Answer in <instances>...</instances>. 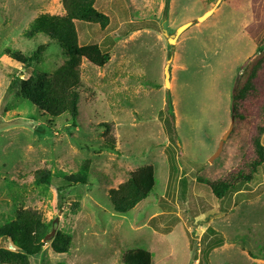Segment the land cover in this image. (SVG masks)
I'll list each match as a JSON object with an SVG mask.
<instances>
[{
	"label": "rangeland",
	"instance_id": "374dc122",
	"mask_svg": "<svg viewBox=\"0 0 264 264\" xmlns=\"http://www.w3.org/2000/svg\"><path fill=\"white\" fill-rule=\"evenodd\" d=\"M95 8L110 23L101 31L75 22L78 43L99 45L109 61L103 68L81 62L78 115L53 119L8 93L12 74L28 78L32 70L2 53L46 44L22 33L40 14L64 15L60 0H0V226L22 207L71 236L67 253L54 254L49 239L31 264H122L121 255L137 248L151 254V264H264V163L222 201L207 190L253 159L264 59L241 119L233 118L210 162L231 126L238 76L256 63L264 0H95ZM62 63L51 45L36 69L52 72ZM107 136L113 151L100 149ZM147 165L155 170L151 194L130 212L114 213L108 191ZM85 166V184L64 180ZM43 170L51 174L47 190L34 185Z\"/></svg>",
	"mask_w": 264,
	"mask_h": 264
},
{
	"label": "trees",
	"instance_id": "16d2710c",
	"mask_svg": "<svg viewBox=\"0 0 264 264\" xmlns=\"http://www.w3.org/2000/svg\"><path fill=\"white\" fill-rule=\"evenodd\" d=\"M64 15L40 14L34 18L22 38L34 40L42 37L46 44H40L30 53H22L18 50L5 49L2 55H6L12 61L20 64L24 71L32 70L28 78H22V74H12L9 84V94H16L21 101L32 104L40 113L56 119L68 115L75 119L78 115L80 88V64L84 60L97 68H103L109 61L107 51L97 44L78 43L75 22H85L98 25L100 30H105L110 19L95 8V0H60ZM258 34V33H257ZM256 34V35H257ZM55 45L59 48L63 63L52 72L36 67L43 63V57L47 49ZM256 63L249 64L245 71H241L233 87L231 95V112L234 121L241 119L238 112L242 102L254 91L253 80L257 66L264 59V36L255 49ZM258 116L260 124L255 126V134L249 138L253 151V159L244 169L225 179L214 180L207 183V190L216 200L222 201L230 193L239 191L243 183H251L264 163V146L261 138L264 135V102L259 108ZM236 119V120H235ZM105 132L108 135L110 125L104 123ZM103 150H114L113 140L106 137ZM87 167L81 168L75 175L64 177L71 185L85 184L87 181ZM51 174L48 171H39V176L34 180L35 186L50 187ZM155 170L152 166H141L130 172L128 178L119 184L116 189L108 191V197L116 214L124 215L133 210L140 202L145 200L155 186ZM64 189H60L59 192ZM151 224V223H150ZM53 228V221H45L42 214L33 209L16 207L10 220L0 226V239L8 243V247H0V264H31L30 258L37 257L43 251L47 241L44 239ZM209 229L207 232L209 233ZM212 234V233H211ZM215 235V234H214ZM205 240V239H204ZM214 239L209 240L207 247ZM71 244V236L60 231H55L50 239L49 247L54 254H65ZM219 245L208 248V253ZM196 248V247H195ZM122 264H151V254L144 249H131L125 251L120 258Z\"/></svg>",
	"mask_w": 264,
	"mask_h": 264
},
{
	"label": "water",
	"instance_id": "95a60500",
	"mask_svg": "<svg viewBox=\"0 0 264 264\" xmlns=\"http://www.w3.org/2000/svg\"><path fill=\"white\" fill-rule=\"evenodd\" d=\"M211 11H208L206 12L205 14H203L200 18L197 19V22H200L201 20H204L207 18V16L210 14ZM187 26H189V24L185 25L184 27H182L180 30H178V32L176 33V36L183 30L185 29ZM164 36L165 37H168V35L166 33H164ZM168 41L169 43L173 44L174 43V40L173 39H170L168 37ZM169 64H170V61L167 62V64L165 65L164 67V75H165V79H164V82H165V87L168 88L169 87V83H170V73H169ZM232 123H233V118H232V122H231V126L228 130V132L222 137V139L220 140V142L218 143V147H217V150H216V154L211 158L210 162H212L218 155L219 153L221 152L222 150V147H223V144L226 140V137L227 135L229 134V131L231 130V127H232ZM55 234V230L52 229L51 232L49 233V235H47L44 239V241H48L49 239H51Z\"/></svg>",
	"mask_w": 264,
	"mask_h": 264
},
{
	"label": "crops",
	"instance_id": "0c3cea01",
	"mask_svg": "<svg viewBox=\"0 0 264 264\" xmlns=\"http://www.w3.org/2000/svg\"><path fill=\"white\" fill-rule=\"evenodd\" d=\"M223 245H224V242H223L222 246H223ZM222 246H221V247H222ZM221 247L215 248V249H213V250L219 249V248H221ZM213 250H212V251H213Z\"/></svg>",
	"mask_w": 264,
	"mask_h": 264
},
{
	"label": "flooded vegetation",
	"instance_id": "af4514ba",
	"mask_svg": "<svg viewBox=\"0 0 264 264\" xmlns=\"http://www.w3.org/2000/svg\"><path fill=\"white\" fill-rule=\"evenodd\" d=\"M171 36V35H170Z\"/></svg>",
	"mask_w": 264,
	"mask_h": 264
}]
</instances>
